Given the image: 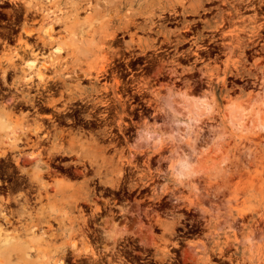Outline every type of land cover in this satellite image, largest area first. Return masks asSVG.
I'll return each instance as SVG.
<instances>
[{"label": "rangeland", "instance_id": "1", "mask_svg": "<svg viewBox=\"0 0 264 264\" xmlns=\"http://www.w3.org/2000/svg\"><path fill=\"white\" fill-rule=\"evenodd\" d=\"M0 1V58L5 66L6 56L23 44L20 36L41 44L44 29L36 22L31 34L24 28L19 33L21 2ZM134 2L139 25L131 28L136 31L132 51L121 39L112 44L121 56L113 55L107 36L103 37L128 7L117 13L104 0H90L86 9L69 17L70 29L55 32L58 37L36 57L38 65L48 62L43 76L50 81L80 65L108 64L125 81L135 76L134 86L142 88V94L135 93L133 103L140 105L126 110L127 104H117L122 119L133 126L127 137L120 135L116 149H107L122 162L119 185L101 183L94 175L90 186H96V191L77 206L59 195L32 201L28 209L42 228L23 233L20 240L33 253L24 258L13 255L9 264H59L62 258L63 264H79L78 251L84 258L80 263L87 264L86 246L104 254V264H264V0ZM122 34L131 39L126 31H119ZM92 42L106 46L96 55L82 54ZM13 77L12 70L4 78L0 71L1 146L7 148L5 139L16 135L36 138L22 132L26 125L43 121L53 133L52 123H56L59 134L43 139V163L38 169L49 182L64 180L77 186L83 175L78 172L82 166L73 162L76 156L49 158L48 151L56 141L67 144L69 129L74 135L81 133V141L87 144L104 121L90 119L84 104L77 98L67 100L66 93L56 103L63 108L60 112L41 106L35 111L14 100L20 92L12 84ZM109 77L112 95L114 79ZM78 79L87 82L82 73L69 81ZM112 108L109 112L114 113ZM115 119L119 117L109 116L110 122ZM13 155L19 152L0 156V170L9 172ZM29 166L33 171L34 166ZM49 169L54 170L51 176L46 174ZM104 174V180L116 178L115 173ZM49 188L55 193L54 186ZM96 204L102 205L101 210L95 209ZM82 219L93 230L86 235L78 230ZM104 233L110 240L103 239ZM112 254L116 257L109 262L106 256Z\"/></svg>", "mask_w": 264, "mask_h": 264}, {"label": "bare ground", "instance_id": "2", "mask_svg": "<svg viewBox=\"0 0 264 264\" xmlns=\"http://www.w3.org/2000/svg\"><path fill=\"white\" fill-rule=\"evenodd\" d=\"M10 1L21 2L19 10L22 13L23 28L27 34H31L33 30L36 29L32 25L36 22L40 24L39 28L44 29V34L39 36L41 44H38L36 41L30 42L28 39L22 38L20 36L19 42L23 44L15 47L14 54L6 56L5 66L3 65V60L0 58V70L2 72L3 78L5 73L9 70H12L15 74L12 84H16V91L20 92V95L14 94V100L20 99L27 105L34 106L35 101L38 99L47 105L55 106V103L61 100L66 93L67 96L64 98H67V100L77 98L86 105L90 104L91 109L99 108L100 110L104 111L106 108H110L111 105H114V108L118 109L117 104H133V101L136 99L135 93L142 94V88H137L134 86L135 76L133 74H131L130 78L125 81L114 72V69H108V64L89 68H84L80 65L70 71H67L65 77L59 76L58 80H55L54 77H52V81L44 78V69H46L49 64L47 61H43L41 65H38L36 63V57L38 54L43 55V50L49 44H51V42L56 37H58L55 32H59L63 29H70L71 26L69 17L76 16L81 9H86L90 5V0ZM104 3L108 8L115 9L117 13L120 12L121 8L126 6L128 7L126 13L116 16V18L110 24L111 30L107 32V34H104L103 37L105 39V36H107L108 42L110 43L109 46L113 48L114 51L113 55H120V52L118 53V49L113 46L116 45L114 43H119L121 39L123 42H125L126 49L132 51L133 47L131 41L133 34L136 31H131V28L137 27L139 25L137 21L138 18L136 19L135 17V14L137 13L136 2H134V0H112L111 2L110 0H104ZM193 9L196 8L193 6ZM252 18H254V16ZM119 31H126L130 35L131 39L125 40L124 34L119 36ZM143 43L146 44L147 40H145ZM112 44L114 45L112 46ZM105 46V44L102 45L97 42H92L91 45L88 48H84L81 53L85 55V51H87L89 55H96L101 49L105 48ZM123 47L125 46L123 45ZM8 49L11 48L8 47ZM56 49L58 51L61 50L60 48ZM121 54L123 53L121 52ZM25 55H31L35 58L24 59ZM110 65L112 66V62ZM161 67L158 68L160 71ZM17 72H21V74L17 75ZM81 73L84 75V79H86L87 82L84 83L83 80L80 79L73 82L69 81L73 75L79 76ZM110 75L114 79L112 95L110 94L111 83L108 81ZM128 88H130L131 92H129L130 90H128ZM57 91L59 92V96L55 98L52 96V94ZM124 94L126 95L124 96ZM103 111H101V113L95 114V117L99 118L100 120H104V125L97 129L96 134H92V140L90 142L85 144V142L81 141V134H70L66 145H64L63 142L60 144L59 141H56L48 151L49 158L55 154L61 155L63 157L68 155L76 156L77 159L73 160V162L82 166L78 172H81L83 175V180L77 186H73L71 183L64 180H61L56 184L51 181L49 182L48 180L44 179V172L41 169H38L43 163L40 156L42 153L41 146L43 147L42 142L44 141L43 137H49L48 132H45L41 137L39 136V132L43 129V123L40 121L34 123L33 126L26 125V127L24 126V128H22V132H32L36 135V138H31L27 135L13 136L9 139H5L9 145L7 148L2 147L1 144L3 142L0 141V156H5L12 151L19 152L18 156L13 155L11 157L12 159H10V162H12L13 167H8L9 172H7V169L3 170L4 168L2 169L3 171L0 170V264H9L13 255L24 258L29 256L30 253H33H29V250L23 246V243L20 240V236L23 233L36 232L37 229L42 228V226L39 225V219H35L33 217V213L28 209L32 201H43L42 199L44 196L49 200L51 197H55L56 195H59L60 198L64 200V202L70 203L71 205H76V203L80 200L88 201L90 200L91 195L94 193L96 187L90 186V181L94 175L99 176V181L101 183L109 184L112 187L118 186L120 181L118 175H121L123 172V167L121 166L122 162L119 158H116L115 153H107V149L114 144L112 139L115 140L118 136V133L124 131L127 127L124 126L122 120L117 122L116 125L110 121H107V114ZM88 116L89 118L93 117V114L88 113ZM115 127L117 129L116 131L114 130ZM61 135H63V133H61ZM99 137H102L103 139H109V142L106 144L100 143V140L98 139ZM26 149H28V151H26ZM114 149L116 148L114 147ZM8 151L11 152L7 153ZM2 165L3 164L0 163V166ZM29 165L34 166L33 171L30 169ZM14 169L19 172L16 173V175L18 174L17 176L13 175L14 173H12V170ZM77 170L79 169L77 168ZM53 171L49 169L46 171V174L48 173V175L51 176V172L53 173ZM107 172L115 173L116 178L104 180L102 176ZM8 173L9 175L12 174L11 180L9 181L7 178L10 177L8 176ZM3 176L5 178H3ZM24 185H27L25 189ZM50 186L55 187V193L49 192ZM11 189L14 190L15 193L11 194L9 192ZM12 203H16L17 208L13 209L11 207ZM101 208L102 207L99 204H96L95 209L97 211ZM66 213H68L67 210L64 211V214ZM13 217L18 221L17 225H14L16 222L13 223ZM78 230L83 235H86V232L90 231L89 227H87L86 219H82V224L79 226ZM92 231L93 230L90 232ZM102 237L103 239L105 238L106 240H110V236H108L106 233H104ZM15 241H19V243H14ZM74 241L73 243L75 244ZM86 248L87 250L84 252H89L87 253L89 254L87 257L89 262H87V264H104V254L95 252L91 246H86ZM81 253L82 252L80 251L75 253V260H79L80 262H82L81 259L84 260ZM106 257V259L111 262L113 257L116 256H113L112 254ZM80 262L79 264H81ZM59 264H63V258L60 259Z\"/></svg>", "mask_w": 264, "mask_h": 264}, {"label": "flooded vegetation", "instance_id": "3", "mask_svg": "<svg viewBox=\"0 0 264 264\" xmlns=\"http://www.w3.org/2000/svg\"><path fill=\"white\" fill-rule=\"evenodd\" d=\"M2 1H0V3H1ZM23 30V26L21 25V30L19 31V33L21 32ZM19 33H18V35H19ZM18 37V36H17ZM8 45V44H7ZM6 62V61H5ZM1 71V70H0ZM8 72V71H7ZM6 72V73H7ZM2 73V72H1ZM6 73H5V75H6ZM56 92H54L53 94H52V96L53 97H55V94ZM56 98V97H55ZM38 101H40V100H36L35 101V105L34 106H32V105H29L30 107H32L35 111H38V108H40V106L42 107V108H46V107H53V108H55V109H57V111H61V109H63L61 106H57V105H55V106H51V105H47V104H45L44 102H41L40 101V103H38L37 104V102ZM58 102V101H57ZM56 102V103H57ZM55 103V104H56ZM84 104V103H83ZM140 104L139 103H133V104H127L126 105V110H130V109H133V108H135V107H137V106H139ZM83 107H85V108H87L88 110H89V114L90 113H92L93 114V117H90V119L92 118V119H96L97 117H95V114H98V113H101V111H103V110H96L97 108H94V109H91V107H90V104H88V105H86V104H84V106ZM110 107H114V106H110ZM112 109H114V113L113 112H109L110 111V108H106V110H104L103 112H105L106 114H107V121H109V116H117V117H119V119H115V122L113 123V124H115L116 125V123L118 122V120H122V123L124 124V126L125 127H127L124 131H121V132H119L118 133V136L116 137V139L114 140V139H112L113 140V145L111 146V147H115L116 148V142L120 139L119 137H120V135H122L123 137H127V132H129V130H130V128L133 126V124L132 123H130L129 121H125L124 119H122V115H121V112H119L120 110H119V108L117 109V108H112ZM125 110V111H126ZM88 114V113H87ZM126 115H129V113L126 111ZM47 116L48 117H51V114H47ZM104 121V120H103ZM41 123H43V129L39 132V136L41 137V136H43V134L45 133V132H48L49 133V137L51 136V135H55V134H59L58 132V130H57V125H56V123H52L54 126H55V131L53 132V133H51L50 132V130L49 129H47V125L43 122V121H40ZM104 123V122H103ZM61 131H63V129L61 130ZM79 132V131H78ZM29 133V132H28ZM32 133V132H31ZM33 134V133H32ZM70 134H72V135H74L73 133H72V131L69 129L68 130V132H67V135H69L70 136ZM79 134H81V133H79ZM35 135V134H34ZM60 135H61V132H60ZM36 136V135H35ZM61 136H65V134L63 133V135H61ZM43 139H44V137H43ZM111 140V141H112ZM123 172H124V170H123ZM119 185V184H118ZM114 187H117V186H114ZM100 205V204H99ZM101 207H102V205H100ZM101 210V209H100ZM98 233V232H97Z\"/></svg>", "mask_w": 264, "mask_h": 264}]
</instances>
